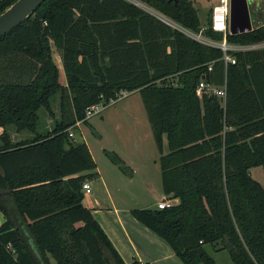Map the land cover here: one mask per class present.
Segmentation results:
<instances>
[{"label": "trees", "instance_id": "16d2710c", "mask_svg": "<svg viewBox=\"0 0 264 264\" xmlns=\"http://www.w3.org/2000/svg\"><path fill=\"white\" fill-rule=\"evenodd\" d=\"M13 1L0 0V12ZM139 1L213 42L264 41L255 18L249 30L224 33L211 25L212 6L201 25L192 0ZM225 52L235 61L131 0H42L1 35L0 264H137L123 260L83 204L82 182L97 176L96 162L69 134L89 105H107L122 89L139 92L162 191L177 198L132 215L184 264H218L207 246L227 250L233 264H264V186L250 172H264V47ZM222 85L224 97L211 90ZM40 108L54 117L43 132ZM7 125L32 135L12 141Z\"/></svg>", "mask_w": 264, "mask_h": 264}, {"label": "rangeland", "instance_id": "374dc122", "mask_svg": "<svg viewBox=\"0 0 264 264\" xmlns=\"http://www.w3.org/2000/svg\"><path fill=\"white\" fill-rule=\"evenodd\" d=\"M131 1L155 15L166 18L139 0ZM215 1L192 0L198 9L201 25L206 22L208 10ZM247 1L250 17L253 21L258 11L264 12V1ZM168 22L200 41L211 42L200 32L195 33L176 25L174 22ZM256 23H258V20ZM230 46L232 49L262 48L264 47V41L248 45L230 44ZM52 56L54 59L58 58V51L54 47ZM57 61L60 62V58ZM60 80L65 82V74L61 65ZM51 102L55 116H59L58 94L51 98ZM39 115L38 130L43 132L50 129L54 124V117L49 115L43 108L39 109ZM2 129L3 127H0V133ZM6 129L10 134V138L11 133L16 139H23L32 135L27 130L16 131L13 125H7ZM70 131L74 139L85 140L93 152L96 169L99 174L95 176L96 179L94 178L92 183L97 189L100 187L101 180H104L107 185L106 190L99 194L101 202H105L111 207L112 202L109 194L119 206L128 204L134 207L150 206L165 197L171 198L173 202L177 201V198L170 197L162 191L160 168H158L160 153L154 140L141 96L137 90L130 91L126 96L102 106L98 112L88 116L85 121L80 120L75 127L70 128ZM162 149L163 151L167 150L165 137ZM107 151L117 154L123 166L121 167L119 163L115 162ZM250 172L264 186L262 166H252ZM105 213L108 216L110 215L108 212ZM207 249L218 264H233L227 250H216L211 246H207Z\"/></svg>", "mask_w": 264, "mask_h": 264}, {"label": "crops", "instance_id": "0c3cea01", "mask_svg": "<svg viewBox=\"0 0 264 264\" xmlns=\"http://www.w3.org/2000/svg\"><path fill=\"white\" fill-rule=\"evenodd\" d=\"M255 16V20L259 22L264 21V12L258 11ZM58 58H60L59 52ZM57 59L54 60L60 71V65L62 66L61 58L60 62ZM11 139L14 141L19 140L14 138L12 133ZM87 145L94 158L88 143ZM97 174H99L98 171ZM94 178L86 179L90 184V191L84 192L85 195L82 202L91 208L93 215L126 263L137 261V264H184L165 240L132 215L130 209L134 206L129 204L119 206L110 194L111 207L105 204V202H101L99 194L106 190L107 185L104 180H101L100 187L97 189L92 183ZM105 212H108L110 215L108 216ZM3 220L4 215L0 211V223Z\"/></svg>", "mask_w": 264, "mask_h": 264}, {"label": "water", "instance_id": "95a60500", "mask_svg": "<svg viewBox=\"0 0 264 264\" xmlns=\"http://www.w3.org/2000/svg\"><path fill=\"white\" fill-rule=\"evenodd\" d=\"M42 0H14L0 12V36L29 16ZM177 0H174L176 2ZM154 14V13H153ZM158 16V15H157ZM160 19L171 24L164 18ZM252 28L247 0H230L228 31L237 33Z\"/></svg>", "mask_w": 264, "mask_h": 264}, {"label": "built area", "instance_id": "2783aa9c", "mask_svg": "<svg viewBox=\"0 0 264 264\" xmlns=\"http://www.w3.org/2000/svg\"><path fill=\"white\" fill-rule=\"evenodd\" d=\"M229 8H230V0H216L213 5H212V14H211V18H212V27L216 30L222 31L225 33V31L228 29V16H229ZM209 43H215L218 44L223 50H224V54H223V59L225 60V62L227 61H231L234 62L235 59L234 57L230 56L229 54H227L225 52V50L227 48H231L230 44L226 43L225 40L223 41H219V42H209ZM205 88V83L204 81H199L198 83V89L202 90ZM211 90L224 97L225 95V85L222 86H212ZM129 93L128 90L126 89H122L117 93V96L115 99H111V102L116 101L119 98H122L123 96H126ZM102 106H105L102 103H94L89 105L86 108L85 111V117L87 118L88 116H90L91 114L98 112L100 110V108ZM79 121L76 122V124ZM69 134L72 135V132L69 131ZM82 190L83 192H89L90 191V184L88 182V180H84L82 182ZM174 202L172 201L171 198L169 197H165L160 199L159 201H157V206L158 207H166V206H171Z\"/></svg>", "mask_w": 264, "mask_h": 264}, {"label": "flooded vegetation", "instance_id": "af4514ba", "mask_svg": "<svg viewBox=\"0 0 264 264\" xmlns=\"http://www.w3.org/2000/svg\"><path fill=\"white\" fill-rule=\"evenodd\" d=\"M260 1H264V0H260ZM251 22L253 23V21L251 20Z\"/></svg>", "mask_w": 264, "mask_h": 264}]
</instances>
